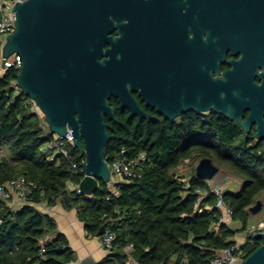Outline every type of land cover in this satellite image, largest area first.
<instances>
[{
    "label": "trees",
    "instance_id": "16d2710c",
    "mask_svg": "<svg viewBox=\"0 0 264 264\" xmlns=\"http://www.w3.org/2000/svg\"><path fill=\"white\" fill-rule=\"evenodd\" d=\"M19 72L12 68L0 76V148L9 152L0 160V186L24 176L35 182L38 190L34 204L20 210L9 209L0 201V264L35 263L43 239L45 259L41 264L76 261L62 235L49 239L56 233V224L36 208L44 201L54 205L61 198L78 210L89 236L97 237L103 227L117 233L113 253L100 264H126L125 249L131 246L132 257L139 264H181L183 260L185 264H211L218 251L237 245V231L220 224L222 213L215 207L212 193L202 205L209 210L195 209L197 190L208 191L206 180L196 172L187 183L177 177L180 167L195 154L214 157L242 178L240 189L224 192L223 200L233 212L232 221L241 225V232H247L242 247L245 260L260 248L262 241L253 239L248 230L253 217L249 209L264 196V148H252L244 142L237 124L217 113L194 114L188 124L185 119L182 125L151 123L142 132L136 124L132 130L130 119L118 114L117 121H109L105 159L110 164L122 149L131 156L146 153L143 177L131 185H116L117 195L112 193V184L100 180L97 191L88 198L67 190L68 182L78 186L83 180L86 155L70 146L69 159L56 156L50 160L46 156L43 149L53 135L44 130L45 121L32 101L16 90ZM73 163L78 166L74 172Z\"/></svg>",
    "mask_w": 264,
    "mask_h": 264
},
{
    "label": "flooded vegetation",
    "instance_id": "af4514ba",
    "mask_svg": "<svg viewBox=\"0 0 264 264\" xmlns=\"http://www.w3.org/2000/svg\"><path fill=\"white\" fill-rule=\"evenodd\" d=\"M108 39L111 81L122 82L127 95L124 107L109 100L116 119L142 132L151 123L188 124L194 114L215 113L191 105L213 82L243 121L260 117L248 132L229 121L250 147L264 148V138H255L259 121L264 132V107L254 106L264 100V0H112ZM109 121L117 120L105 115Z\"/></svg>",
    "mask_w": 264,
    "mask_h": 264
},
{
    "label": "water",
    "instance_id": "95a60500",
    "mask_svg": "<svg viewBox=\"0 0 264 264\" xmlns=\"http://www.w3.org/2000/svg\"><path fill=\"white\" fill-rule=\"evenodd\" d=\"M112 0H26L16 2L14 33L6 37L2 58L14 55L22 58L17 76L19 89L35 104L44 116L52 135L60 137L71 131L72 142L81 155L84 178L93 179L84 196H93L99 181L109 185L112 174L105 159V148L110 139L105 115L117 120L111 97H116L124 107L127 95L122 82L111 81V64L104 45L109 41V9ZM104 58V59H103ZM217 83L210 82L208 95H194L191 101L194 112L213 111L228 120L235 121L249 131L251 114L242 120V113L228 105L217 95ZM255 109L264 107V100L254 103ZM191 107V106H190ZM168 120L174 117L167 116ZM141 118H139L140 120ZM256 139L264 138L263 125L259 121ZM196 175L213 180L218 168L210 158H203L196 166ZM263 206L258 200L249 212L256 215ZM100 229L97 237L104 232ZM253 237L262 245L241 264H264V231ZM63 250V247L59 249ZM78 264H96L86 259Z\"/></svg>",
    "mask_w": 264,
    "mask_h": 264
},
{
    "label": "built area",
    "instance_id": "2783aa9c",
    "mask_svg": "<svg viewBox=\"0 0 264 264\" xmlns=\"http://www.w3.org/2000/svg\"><path fill=\"white\" fill-rule=\"evenodd\" d=\"M26 0H0V65H2L0 69V76L4 74L8 69H21L22 67V58L18 55H14L11 58L4 60L2 58V50L6 41V37L15 31L14 22L16 21L15 13L12 11L16 2H25ZM15 88L19 91V87L17 83L15 84ZM33 103V102H32ZM34 105V109L37 107ZM44 130L47 131L48 126H43ZM49 130V129H48ZM70 146H74L71 137V131L68 129V133L63 136L53 135L44 146L43 151L46 156L53 160L56 156H64L69 159V153L67 148ZM9 152L6 147L0 148V160L4 159L8 156ZM148 162V156L146 153H140L134 156L128 154L126 149H122L117 157L111 161L109 165L111 174H112V182L114 185V189H112V193L117 195L116 185L118 184H127L131 185L134 182L141 180L143 177V171ZM188 162V160L186 161ZM77 164L73 163L71 169L73 172L77 170ZM182 180L183 183H187L188 179L178 177ZM208 191L203 189L197 190V200L195 202V209L199 212H203V210H209L210 207L202 208L203 202L207 199L208 193H212L216 197V208H218L222 217L220 220V224H230L232 223L233 212L229 205H227L223 200V195L225 192V186L220 185L216 178L213 180H206ZM38 190V186L35 182L27 179L24 176H19L15 179L8 181L7 183L0 186V201L2 202H14L16 204L22 205L23 208L25 205L34 204V196L36 191ZM67 190L71 192H76L78 195L84 196L79 190V185L74 186L72 182H68ZM91 198L92 196H85ZM110 200L109 198H107ZM59 200H67L66 198H61ZM20 208V209H21ZM19 209V210H20ZM18 210V209H16ZM78 211V210H77ZM107 216H104L106 219ZM3 224V216L0 212V226ZM264 231V224H260L257 228L255 226L251 227L248 230V234L253 237L254 234H258L259 232ZM100 243L102 245V249L111 255L113 253V247L117 240V233L112 228H106L101 236L98 237ZM254 239V237H253ZM46 243V239L41 241V252L39 254L38 260L33 264H41V262L45 259L44 253V245ZM250 243L253 245V240H250ZM243 244H237L231 249H223L216 253L215 257L212 259L211 264H241L245 260L246 253L243 251ZM133 248L128 247L125 249V253L128 258L126 264H139L132 257ZM181 264H185L183 260Z\"/></svg>",
    "mask_w": 264,
    "mask_h": 264
},
{
    "label": "crops",
    "instance_id": "0c3cea01",
    "mask_svg": "<svg viewBox=\"0 0 264 264\" xmlns=\"http://www.w3.org/2000/svg\"><path fill=\"white\" fill-rule=\"evenodd\" d=\"M1 67L2 65H0V69ZM111 189H114V185ZM68 203V200H58L54 205H50L46 201L36 205L41 214L50 217L56 224V233L49 239L52 240L57 235H62L67 240L68 246L75 252L76 261L73 264H78L86 259H91L96 264L103 263L109 253L102 249L98 237L88 235L85 224L79 219L78 211L75 208H70ZM4 204L12 210H19L22 207L14 202H4ZM224 225L237 231L234 239L237 244L247 241V232H241L239 223L232 222ZM251 227L253 226L250 225Z\"/></svg>",
    "mask_w": 264,
    "mask_h": 264
},
{
    "label": "rangeland",
    "instance_id": "374dc122",
    "mask_svg": "<svg viewBox=\"0 0 264 264\" xmlns=\"http://www.w3.org/2000/svg\"><path fill=\"white\" fill-rule=\"evenodd\" d=\"M35 110L45 121L44 116L40 113V111L38 109ZM207 158H210L213 164L218 168V175L216 176V181L220 185L225 186V192H237L243 183L242 178L228 165L219 162L214 157ZM201 159L203 158L199 154H195L191 159L188 160V162H185L182 167H180L177 172V177L186 179L191 178L195 174L196 166L198 165ZM258 200L261 202L263 208L258 214L253 215L250 221V225L255 226V228H257L260 224H264V196H261Z\"/></svg>",
    "mask_w": 264,
    "mask_h": 264
},
{
    "label": "bare ground",
    "instance_id": "6f19581e",
    "mask_svg": "<svg viewBox=\"0 0 264 264\" xmlns=\"http://www.w3.org/2000/svg\"><path fill=\"white\" fill-rule=\"evenodd\" d=\"M93 179H91V178H87L85 181H84V183L82 184V186H81V191H89V189H88V185L89 184H92L93 185Z\"/></svg>",
    "mask_w": 264,
    "mask_h": 264
}]
</instances>
